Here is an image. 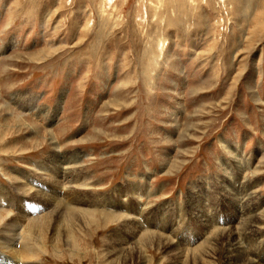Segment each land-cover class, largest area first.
Returning <instances> with one entry per match:
<instances>
[{
    "label": "rangeland",
    "instance_id": "rangeland-1",
    "mask_svg": "<svg viewBox=\"0 0 264 264\" xmlns=\"http://www.w3.org/2000/svg\"><path fill=\"white\" fill-rule=\"evenodd\" d=\"M232 183L264 264V0H0V237L44 226L19 264H234ZM53 202L95 213L74 247Z\"/></svg>",
    "mask_w": 264,
    "mask_h": 264
},
{
    "label": "bare ground",
    "instance_id": "bare-ground-1",
    "mask_svg": "<svg viewBox=\"0 0 264 264\" xmlns=\"http://www.w3.org/2000/svg\"><path fill=\"white\" fill-rule=\"evenodd\" d=\"M243 181V180H242ZM70 184V183H69ZM241 184V183H240ZM20 188V187H19ZM247 188V189H246ZM26 189V188H25ZM27 190V189H26ZM232 190V191H231ZM21 191V190H20ZM250 191V188H248L247 186H243L242 189L240 190L239 192V189L235 188L234 187V184L232 183L231 184V189H227L225 191V188L224 190H222V192H225V195L226 196H231L233 197V200L235 201L234 204H236L237 207H240V206H243L242 208V213H241V220H242V224L243 226H245L244 228V231H243V234L242 232L240 231H236V234H235V237L232 236V238H229L230 234H228L229 232H226L227 236H228V241H229V244L231 245L233 252H234V256L236 257L235 258V263L234 264H251L252 263V259H249L247 256H245V254H248V252L246 251V249H244L241 245H239V242L240 241H237V238H239L240 235H247L248 233L247 232H251L253 231L254 229L258 228L257 226V221L256 220H260V218L256 215V210L252 209L251 208V201L252 199L254 198L253 195H251V192L249 193ZM233 192V193H232ZM253 192V191H252ZM72 193V192H71ZM136 194V193H135ZM51 199V198H49ZM53 199L56 200V198L53 197ZM230 199V198H229ZM48 201V200H47ZM60 202V201H58ZM53 208V211L51 212L53 214V212L55 213V216H56V225L54 227V231L56 232V235L58 233V235L56 236V238L58 239L59 235L61 237L64 236V238L66 239L64 242L66 243V245H69V246H75V243H76V239L74 238V231L72 232H69L67 231L66 233L64 232V234H59V230L60 229H63L61 228V225L64 223L65 221V225H68V223H72L73 221H75V223H79L81 224L83 227L84 226H87L88 225H92V223L94 222V217H95V213L93 214H90L88 211H80L79 209H75V208H72V207H65V206H61V204L59 203H55L53 202V204L51 205ZM235 206V205H234ZM51 207V208H52ZM60 208H63V210H66V213H65V216L67 217H63L61 216V214L63 213V211L60 210L59 213L56 212V209H60ZM50 214V213H49ZM82 214V215H81ZM51 215V214H50ZM106 215V214H105ZM109 215V214H107ZM1 216V215H0ZM113 215H109V217H111ZM3 217V216H2ZM108 217V218H109ZM113 220H118L119 222H124L125 220H129L127 219V217H124L123 215H117V214H114V216L112 217ZM109 220V219H108ZM3 221V218H0V222ZM43 222V221H42ZM115 222V221H114ZM74 223V224H75ZM96 223V222H95ZM8 224V222H7ZM5 224V225H7ZM11 224V223H10ZM13 224V223H12ZM42 224V223H41ZM78 224V225H79ZM20 225V224H19ZM64 226V225H63ZM69 226V225H68ZM80 226V225H79ZM65 227V226H64ZM71 227V226H70ZM237 227V226H236ZM239 227V226H238ZM243 228V227H242ZM5 229V228H4ZM3 229V230H4ZM7 229V228H6ZM4 230V232H6L7 234H2L1 235V248L2 249H8L7 252H9L11 255H13L12 259L9 260V263L8 264H19L20 260L21 259H24L27 258V260L29 259H36L35 256H36V251H35V245H37L38 247L41 248L42 246V243H41V230L44 229V226L42 227L41 225H29L27 227V233L29 234V237L27 238H24L22 239L21 241H23V253H22V250L21 252L19 250H17V246L19 245L18 242L20 241L19 239V235L15 232V230ZM68 229V228H67ZM71 229V228H70ZM232 230V229H231ZM2 231V230H1ZM0 231V232H1ZM213 231V230H212ZM215 231V230H214ZM213 231V232H214ZM224 231V230H223ZM226 231V230H225ZM224 231V232H225ZM234 231V230H233ZM232 232V231H231ZM230 232V233H231ZM3 233V232H2ZM43 233V232H42ZM247 233V234H246ZM151 234V233H150ZM154 234V233H152ZM151 234V236H152ZM214 234V233H213ZM232 234V233H231ZM26 235V234H25ZM155 235H158V234H155ZM55 236V235H54ZM219 236V234H218ZM148 237V236H146ZM222 237V236H221ZM220 237V238H221ZM142 239V238H141ZM150 239H152L150 237ZM155 239V238H153ZM157 239V238H156ZM163 240L164 244L166 245H169L171 246V248L174 247V244H171L170 241L165 237L163 236L162 234H160V236L158 237V240ZM222 239V238H221ZM225 241H226V238H224ZM223 239V240H224ZM30 240L32 243H30ZM120 246L117 250L118 253L115 252V254H113L111 256V258L113 260L115 259H120V255L121 253H123L124 251L126 252V248H128L125 244V240L124 239H120ZM145 240V239H144ZM143 240V242L146 244V242ZM148 240V239H147ZM55 241L57 242V240L55 239ZM75 241V242H74ZM141 241V240H140ZM149 241V240H148ZM153 241V240H152ZM230 241L232 243H230ZM148 243V242H147ZM153 243V242H152ZM155 243V242H154ZM160 243V242H159ZM162 243V242H161ZM228 244V243H227ZM21 245V244H20ZM77 245V244H76ZM159 245V244H158ZM5 246V247H4ZM162 246V245H161ZM43 247V246H42ZM163 247V246H162ZM45 248V247H43ZM42 248V249H43ZM131 248V247H130ZM169 248V247H168ZM230 248V247H229ZM22 249V248H21ZM132 249V248H131ZM178 249L177 247H175L174 250ZM41 250V249H40ZM168 250V249H167ZM6 251V250H5ZM47 251V249H46ZM178 251V250H177ZM231 251V250H230ZM76 252V251H75ZM128 252V251H127ZM6 253V252H5ZM139 253V251H138ZM8 254V253H7ZM232 254V253H231ZM123 255V254H122ZM121 255V256H122ZM139 255V254H138ZM264 255V254H263ZM39 256V255H38ZM123 257V256H122ZM228 257H229V254H228ZM233 257V256H232ZM124 258V257H123ZM228 260V259H227ZM232 260V259H231ZM32 261V260H31ZM30 261V262H31ZM112 261V260H111ZM230 261V260H229ZM13 262V263H12ZM28 262V263H30ZM232 262V261H231ZM115 263V262H114Z\"/></svg>",
    "mask_w": 264,
    "mask_h": 264
}]
</instances>
